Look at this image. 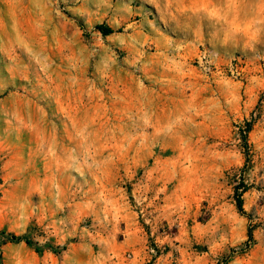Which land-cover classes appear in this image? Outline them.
<instances>
[{"label": "rangeland", "instance_id": "rangeland-1", "mask_svg": "<svg viewBox=\"0 0 264 264\" xmlns=\"http://www.w3.org/2000/svg\"><path fill=\"white\" fill-rule=\"evenodd\" d=\"M0 264H264V0H0Z\"/></svg>", "mask_w": 264, "mask_h": 264}, {"label": "trees", "instance_id": "trees-1", "mask_svg": "<svg viewBox=\"0 0 264 264\" xmlns=\"http://www.w3.org/2000/svg\"><path fill=\"white\" fill-rule=\"evenodd\" d=\"M96 29L102 34V35H110L113 33V30L105 25H98L96 26ZM241 133H242V141L244 144L247 142V134L251 130V123L250 122H245L243 127H240ZM237 208L239 212L243 213V208H242V201L240 199V196L237 198ZM11 239L13 240H20L18 237L12 236ZM248 239H251V235H248ZM28 243V241H25Z\"/></svg>", "mask_w": 264, "mask_h": 264}]
</instances>
